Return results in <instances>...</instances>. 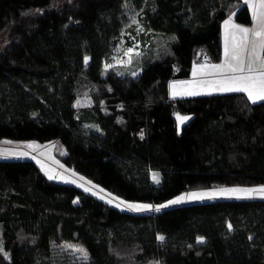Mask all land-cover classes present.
Returning <instances> with one entry per match:
<instances>
[{
    "label": "trees",
    "instance_id": "obj_1",
    "mask_svg": "<svg viewBox=\"0 0 264 264\" xmlns=\"http://www.w3.org/2000/svg\"><path fill=\"white\" fill-rule=\"evenodd\" d=\"M127 3L144 6L158 49L135 76L92 78L83 58L111 51ZM229 15L251 22L241 0H0V140H60L65 165L127 200L264 183V101L169 93L221 57ZM0 264H264V197L128 212L31 159L0 158Z\"/></svg>",
    "mask_w": 264,
    "mask_h": 264
},
{
    "label": "rangeland",
    "instance_id": "obj_2",
    "mask_svg": "<svg viewBox=\"0 0 264 264\" xmlns=\"http://www.w3.org/2000/svg\"><path fill=\"white\" fill-rule=\"evenodd\" d=\"M241 1L245 3L249 8L251 14V22L249 24L238 23L234 20L233 15H229L226 19H224L222 21L221 57L214 62L203 61L201 63L193 64L191 68V77H195V78H190L185 82H179L180 80H175V82L171 83V87L174 90L181 89L178 87V85L183 83L182 84L183 85L182 89H184L183 94H187L188 92H192V91L198 92L199 94L217 92V90H214V88L210 87L209 84L211 82L218 80L217 76L219 78L220 75L214 73L211 66L223 64L225 60V56H224L225 22L231 20L232 24L239 25L241 27H246L249 29H253L256 27L253 21L252 8L250 5L253 3H259V0H241ZM154 29H155L154 26L150 24L149 20L146 17V9L144 8V6H142V8H139L132 5L131 3H127L125 7V22L123 24L120 35L115 45L111 49V51L104 58L100 56L94 57L91 54H86L84 56L83 63L86 66L90 76L92 78H97L100 74L103 73L104 69L109 67H113L118 73L121 74L130 73L133 76L137 75L140 71V65L142 62L143 55L154 52L156 53L158 49L156 48L157 46L151 44V41L153 39ZM233 31L234 30L231 28V26H229L228 39L230 46L232 43ZM250 50H251V44H249V51ZM173 86H175V88ZM245 94L247 95V93ZM170 96L175 97V95L171 93ZM90 104L91 101L89 100L88 97L79 98L74 101V105L76 107L87 106ZM65 153H66V148L64 144L60 142V140H50L43 142L37 140H14L9 138H3L0 140V158L31 159L39 166V168L47 177L51 176L53 177L51 178L53 180L75 185L83 191H85V188H88L89 191H85V192L115 207H117V204H120V201H123L124 204H120V206L117 208L128 212L138 213L136 211L129 210L127 207H125V205L127 204H147V205H151L153 209H155L161 205H168L167 207H170L185 203L210 201L218 198H237V196L217 195L212 198L205 197L204 199H185L183 202L179 204H169V201H172L180 196H187L190 193H201V192L211 193V192H218L221 189H232V188L257 189L264 187V183H259L254 185L222 184V185H214L204 188L182 191L159 203L127 200L110 192L106 188L102 187L96 182L89 180L81 173L75 171L73 168L65 165L57 157L58 154H65ZM150 178L152 182L156 183L157 180L159 181L160 179L159 172L155 170H151ZM101 197H103V199ZM244 197H264V196L256 193L252 194L251 196H244V195L240 196V198H244ZM109 200H112V203H109L108 202ZM167 207H162L160 208V210ZM145 212H151V211H145ZM201 240L203 241L204 238L203 237L197 238L198 242H201ZM75 247L80 251L78 255L79 259L85 263H88V257L86 254L83 253L84 252L83 246L76 245Z\"/></svg>",
    "mask_w": 264,
    "mask_h": 264
},
{
    "label": "snow or ice",
    "instance_id": "obj_3",
    "mask_svg": "<svg viewBox=\"0 0 264 264\" xmlns=\"http://www.w3.org/2000/svg\"><path fill=\"white\" fill-rule=\"evenodd\" d=\"M250 6L252 8L253 21L256 25L255 28L249 29L241 27L232 24L231 20L225 22V60L223 64L211 66L213 72L219 74L222 78L211 82L209 86L217 91L245 92L249 100L256 103L257 101H264V57L261 56V52L264 51V0H259V3H253ZM229 26L234 30L232 33L231 46L229 45L228 39ZM249 44H251L250 51ZM173 87L175 88V86ZM176 94L177 93L174 91L173 95ZM187 94L198 95L199 93L192 91ZM177 119L183 123V121L188 118L178 116ZM49 178L51 179L53 177L50 176ZM158 182L157 180V183ZM85 191H89V189L85 188ZM254 193L264 196V187L257 189H221L218 192L211 193H190L187 196H180L169 201V204H179L185 199L212 198L217 195H230L240 198L241 195L251 196ZM101 198L103 199V197ZM108 202L112 203V200ZM120 204H124V202L120 201ZM120 204H117V207H119ZM167 206L168 205H161L153 209L151 205L147 204L125 205L129 210L136 212L160 211V208ZM229 227L231 226L229 225ZM160 239H163V237Z\"/></svg>",
    "mask_w": 264,
    "mask_h": 264
},
{
    "label": "crops",
    "instance_id": "obj_4",
    "mask_svg": "<svg viewBox=\"0 0 264 264\" xmlns=\"http://www.w3.org/2000/svg\"><path fill=\"white\" fill-rule=\"evenodd\" d=\"M230 75V74H229ZM190 78H195V77H189V78H186V79H181L179 82H185L186 80L190 79ZM221 76H217V79H220ZM199 79V78H198ZM175 82V80H172L170 83H169V93L173 94V92L175 91L177 94L175 95V97H183L184 95H187V94H183L184 92V89H182L183 87V83H181L180 85H178L179 88L181 89H178V90H174L172 87H171V83ZM177 87V86H176ZM225 93L226 91H217L216 93ZM207 94V93H206ZM187 96H193V95H187Z\"/></svg>",
    "mask_w": 264,
    "mask_h": 264
},
{
    "label": "water",
    "instance_id": "obj_5",
    "mask_svg": "<svg viewBox=\"0 0 264 264\" xmlns=\"http://www.w3.org/2000/svg\"><path fill=\"white\" fill-rule=\"evenodd\" d=\"M185 122H186V120L183 121V123H185ZM183 123H181L180 120H179V121H178V128H179Z\"/></svg>",
    "mask_w": 264,
    "mask_h": 264
}]
</instances>
